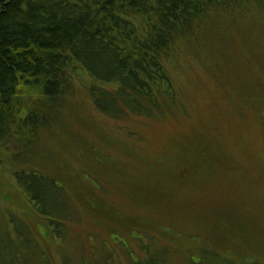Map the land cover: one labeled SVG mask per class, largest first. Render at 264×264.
I'll return each instance as SVG.
<instances>
[{"label": "trees", "instance_id": "16d2710c", "mask_svg": "<svg viewBox=\"0 0 264 264\" xmlns=\"http://www.w3.org/2000/svg\"><path fill=\"white\" fill-rule=\"evenodd\" d=\"M258 13L264 15V0H0V175L7 173L9 180L6 186L0 181L1 191L6 190L0 192V198L9 206L2 209L0 205V264H25L19 244L36 250L31 252L34 264H65L61 252L58 259L53 257L45 235L51 242L58 241V248L65 249L66 241L76 244L77 239L78 244L81 236L89 246H101L87 239L83 219L90 222L89 234L110 248L93 228L123 237L128 258L120 254L110 264H159L160 258L165 264H176L173 259L178 254L191 264H196L195 254L222 260L212 242L184 247L180 233L170 227L121 215L100 199L89 201L97 210L86 209L85 201L74 197L65 180L41 165V153L46 149L37 152L34 160L30 154L43 131L64 124L79 86L84 87L95 110L110 119H148L168 113L178 96L167 65L177 53L185 49L197 59L209 60L217 75L222 70L218 56L226 60L224 52L235 50L232 30L243 31L249 16ZM3 153L9 154V165L3 163L7 159L2 158ZM191 155L195 157L193 151ZM188 162L191 172L194 166ZM12 208L26 220L18 232L12 218H5ZM139 222L152 227L145 236L149 237L147 245L164 240L156 244L159 250L155 254L143 258L129 249L134 237L132 223ZM116 223L126 229L125 235L116 229ZM40 225H44L43 232ZM73 227H80L83 233L76 234ZM174 240L181 245H173ZM227 247L222 243L223 252L229 253ZM67 249L73 253L64 250L69 260L76 252L84 260L85 254L78 248L75 252ZM242 258L240 262L229 259L232 264H260ZM103 259L96 263L107 264Z\"/></svg>", "mask_w": 264, "mask_h": 264}, {"label": "rangeland", "instance_id": "374dc122", "mask_svg": "<svg viewBox=\"0 0 264 264\" xmlns=\"http://www.w3.org/2000/svg\"><path fill=\"white\" fill-rule=\"evenodd\" d=\"M249 17L243 31L231 29L236 35L232 45L235 50L222 53L226 60L218 56L222 68L217 70L219 74L212 72L215 68L209 60L197 59L185 49L177 53L167 65L178 96L168 113L148 119H110L95 110L84 87L79 86L71 97L64 124L41 133L30 159L46 149L41 153V165L65 180L74 197L85 201L86 209L97 210L89 201L100 199L121 215L170 227L180 233L184 247L212 242L222 260L195 254L192 259L196 264L231 263V257L237 262L246 257L248 262L255 259L264 264V15ZM8 156L2 155L7 158L5 165H9ZM187 162L194 166L191 172ZM5 176L0 175V181L6 186L9 180ZM0 205L2 209L8 206L2 198ZM7 217L12 218L17 232L20 223L26 222L13 208L5 214ZM83 222L87 239L101 246H89L83 236L78 244L77 239L76 244L66 241L67 253H72L67 247L74 252L78 248L89 257L84 255L81 261L76 252L69 260L65 249L58 248L59 242H51L45 235L43 239L55 259L61 252V258L67 259L65 264H84L94 259L97 264L101 258L110 264L117 262L120 254L127 260L123 237L113 230L110 233L102 227L93 228L110 248L98 236L89 234L88 220ZM132 225L130 251L142 258L155 254L159 250L156 244L164 240L156 243L155 239V245H147L149 237L145 236L152 227L140 222ZM116 227L125 235V228L118 223ZM83 229L73 227L76 234ZM39 230L43 232L44 225ZM178 241L174 240L173 245H181ZM222 243L228 245L229 253L222 251ZM32 251L36 250H26L19 244L25 264H34ZM180 256L174 257L176 264H191ZM165 262L160 258L158 263Z\"/></svg>", "mask_w": 264, "mask_h": 264}]
</instances>
